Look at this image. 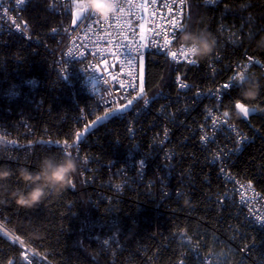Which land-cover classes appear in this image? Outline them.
<instances>
[{
  "label": "trees",
  "instance_id": "trees-1",
  "mask_svg": "<svg viewBox=\"0 0 264 264\" xmlns=\"http://www.w3.org/2000/svg\"><path fill=\"white\" fill-rule=\"evenodd\" d=\"M189 1L185 30L212 33L216 48L197 65L177 68L162 55H149L146 89L176 97L174 77L180 72L204 90L225 81L233 63L254 57L256 64L246 77L258 80L261 88L255 100L244 101L249 115H237L239 86L226 90L221 102L247 136L240 152L234 151L231 133L218 145L203 147L198 110L188 111L185 127L181 119L172 121L170 111L160 117L159 104L128 120L112 115L80 139L77 131L86 121L82 111L93 120L96 113L90 111L95 107L79 85L62 81L55 67L72 23L71 10L61 4L57 11L53 0H29L21 20L31 39L0 35V125L19 143L0 146V166L14 173L0 181V221L46 257L40 264H177L185 250L188 262L195 261L194 246L214 252L219 264H264V231L246 221L226 193L229 183L219 175L217 164L227 163L233 175L264 194V0H221L216 6ZM189 100L193 106L197 102ZM209 104L218 103L213 99ZM173 109L183 107L177 103ZM166 125L174 133L171 167L166 166L168 151L151 146ZM78 141L81 149L75 145ZM65 147L78 163L74 188L50 191L33 208L18 206L11 197L13 190L24 187L18 169L38 171L43 157L61 158ZM133 153L151 162L140 183L135 180ZM126 178L131 182L120 188ZM21 251V245L0 234V264H26Z\"/></svg>",
  "mask_w": 264,
  "mask_h": 264
},
{
  "label": "built area",
  "instance_id": "built-area-1",
  "mask_svg": "<svg viewBox=\"0 0 264 264\" xmlns=\"http://www.w3.org/2000/svg\"><path fill=\"white\" fill-rule=\"evenodd\" d=\"M28 1L23 0L21 3L20 0H0V35L4 33L18 34L31 39L32 35L27 31V24L21 20L22 11ZM220 1L203 0L205 5L211 6H216ZM53 2L57 11H61V4L67 10H71L73 23V13L79 10L77 5L83 4L85 0H53ZM120 4L123 6V12L121 13L118 9L121 13L119 19H117V15H111L106 21L94 12H84L83 16L91 13L92 19H81L75 27L71 23L62 52L60 50L55 57V67L62 81L70 86L79 85L95 107L90 111L91 114L96 113L93 120H90L87 113L82 111L86 121L83 122L80 131H77L78 134L80 132L79 137L89 130L93 134L112 115L115 116L113 118L128 120L131 116L139 117L143 112H151L152 108L159 104L157 107L160 117L166 111H170L172 121L178 123V120L181 119L183 120L182 126L185 127H188L187 115L189 112L198 110L202 113L197 127L199 143L203 147L218 145L223 137L229 136L231 133L234 136V151L240 152L247 136H243L242 129L233 116L229 113L227 116L224 115L227 111L224 110L221 102L226 90L231 89V87L225 88V85L232 83V78L241 71L247 75L251 66L256 64V59L246 55L245 60L233 63L229 77L225 81L208 86L204 90L195 87L182 73L177 72L174 77V83L177 86L176 97L166 95L161 91L148 93L145 84V71L149 55H162L175 68L183 64L193 66L199 63L198 59L195 60V63H190L189 60L193 59L190 56L185 59L181 52L180 36L190 17V1L120 0ZM177 23L179 27H177ZM141 35H143V39H141ZM165 39L171 42L165 45ZM137 48L138 52L135 51ZM172 53H176L175 58ZM128 60L132 61L131 65L127 63ZM261 69L262 75H264V65L261 66ZM34 82L35 80L32 79L31 83ZM189 99L197 101L194 106ZM213 99L218 103L216 106L209 104ZM129 101L132 103L129 104ZM177 103H180L183 109L174 110L173 107ZM111 110L116 111L113 114ZM105 113H109L108 118L98 121L97 117L103 118ZM130 128L131 133L134 132L133 124ZM162 129L161 139L153 140L151 146L168 151L170 157H168L166 166L171 167L174 133L169 125ZM17 139L9 130L0 125L1 147H14L19 144ZM85 141H87L86 137ZM68 143L70 145V142ZM75 145L81 149L82 143L78 141ZM64 149L66 152L69 151L68 147ZM157 154L153 156L154 159L157 158ZM217 155L221 160L222 156ZM131 158L132 165H136L137 179L135 180L140 183L146 178L151 162L141 154L133 153ZM211 162L217 163L214 159ZM217 164L219 175L229 183L226 193L232 196L241 208L246 221L264 231V194L249 182L233 175L228 170L227 163L221 161ZM126 171L123 169L125 176H127ZM129 180L130 178L121 180L120 188L129 184L131 182ZM70 187L74 188L73 180ZM184 230V228L181 229L180 233ZM0 234L11 244L22 246L21 258L26 264H40L47 261L46 257L37 254L17 231L1 221ZM110 241L111 239L107 245H110ZM187 241L189 242L190 239ZM192 252L195 261L188 262L186 259L188 252L185 250L183 258H179L177 264H219L220 262L214 252L203 253L199 246L192 247Z\"/></svg>",
  "mask_w": 264,
  "mask_h": 264
},
{
  "label": "clouds",
  "instance_id": "clouds-1",
  "mask_svg": "<svg viewBox=\"0 0 264 264\" xmlns=\"http://www.w3.org/2000/svg\"><path fill=\"white\" fill-rule=\"evenodd\" d=\"M79 10L84 12H94L100 17L107 19L111 15L121 14L120 0H85L83 4L77 5ZM180 44L187 56L194 61L210 56L216 48V38L206 30L192 31L184 30L180 36ZM240 85V97L235 104H245L244 101L255 100L260 93L261 84L256 79L244 77L241 80L237 77ZM249 108V106H247ZM237 115L242 114L237 109ZM78 163L71 155L57 158L54 155L45 156L39 164L38 171L28 168L18 169L20 179L24 187L17 188L11 192V197L16 204L23 208H33L38 205L50 191L56 192L70 185L73 175L77 172ZM13 170L7 166H0V181H4L12 176Z\"/></svg>",
  "mask_w": 264,
  "mask_h": 264
},
{
  "label": "snow or ice",
  "instance_id": "snow-or-ice-1",
  "mask_svg": "<svg viewBox=\"0 0 264 264\" xmlns=\"http://www.w3.org/2000/svg\"><path fill=\"white\" fill-rule=\"evenodd\" d=\"M20 2L22 3L23 0H20ZM141 7H143V6H141ZM120 11H121V13L123 12V6H122L121 4H120ZM80 12H81V11H80ZM80 18H81L82 20H84V19H88V20H90V19H92V15H91V13H89L88 15H86V16H82V17H80ZM107 19H108V18H107ZM107 19H105V20L107 21ZM117 19H119V14L117 15ZM177 27H179V24H178V23H177ZM141 39H143V35H141ZM170 42H171V41H170V40H167V39H165V41H164L165 45L169 44ZM135 51L138 52L139 49L137 48V49H135ZM181 52H182V54L184 55V58H185V59H188L187 54H186L183 50H181ZM172 55H173V57L175 58L176 53H172ZM189 62H190V63H195L196 61H194V60H189ZM127 63H128L129 65H131L132 61H131V60H128ZM129 74H131V73H129ZM237 77H239L241 80H243V78L246 77V75H245V73H244L243 71H241L237 76H234V77L232 78V80H233L232 83L225 85V88H229V87H232V86H239V87H240L239 84H238V85L235 84V82L237 81ZM181 86L184 87V85H181ZM131 103H132V101H129V104H131ZM235 107H236L237 109H239V110L241 111V113H242L245 117H247V116L249 115V108H248L245 104H240L239 102H237V103L235 104ZM111 111H112V113L114 114L116 110H111ZM108 115H109V113H105V115H104L103 118L97 117V120L99 121V120H101V119H106V118H108ZM224 115L227 116L228 113H224ZM78 138L82 139V137H78ZM65 154H66V155H71V153H68V152H66Z\"/></svg>",
  "mask_w": 264,
  "mask_h": 264
},
{
  "label": "water",
  "instance_id": "water-1",
  "mask_svg": "<svg viewBox=\"0 0 264 264\" xmlns=\"http://www.w3.org/2000/svg\"><path fill=\"white\" fill-rule=\"evenodd\" d=\"M83 16V13L80 12L79 10H76L74 11L73 13V23H72V26L75 27L77 25V23L81 20L80 17ZM249 113H250V110H249Z\"/></svg>",
  "mask_w": 264,
  "mask_h": 264
}]
</instances>
